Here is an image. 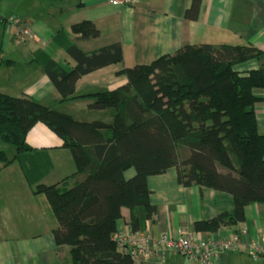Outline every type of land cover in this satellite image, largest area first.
I'll list each match as a JSON object with an SVG mask.
<instances>
[{"label":"trees","instance_id":"obj_1","mask_svg":"<svg viewBox=\"0 0 264 264\" xmlns=\"http://www.w3.org/2000/svg\"><path fill=\"white\" fill-rule=\"evenodd\" d=\"M199 5L191 0L184 17L196 19ZM70 30L79 39L99 34L89 20ZM66 53L76 62L69 70L52 60L41 65L61 101L74 98L81 75L122 59L118 45L85 54L71 43ZM253 58L262 60L258 69H234ZM120 72L127 81L118 89L85 95L93 98L91 110L114 111L110 123L78 121L30 97L0 92V141L13 146L19 158L32 150L25 137L41 122L63 139L82 175L69 188L37 184L33 189L48 201L57 221L54 243L69 248L71 264H133L117 249V220L127 208L132 231L141 230L156 212L147 177L171 167L182 186L232 195L233 208L194 222L196 231L242 223L247 205L264 203V136L257 130L259 98L252 92L264 88V51L249 44H190ZM0 162H9L2 150ZM128 167L135 173L125 179Z\"/></svg>","mask_w":264,"mask_h":264},{"label":"crops","instance_id":"obj_2","mask_svg":"<svg viewBox=\"0 0 264 264\" xmlns=\"http://www.w3.org/2000/svg\"><path fill=\"white\" fill-rule=\"evenodd\" d=\"M190 4L191 0H133L125 5H113L110 0H29L18 16L30 26L31 36L23 43L6 45L2 54L5 56H0V92L30 97L78 121L110 123L114 111L91 110L93 98L85 95L124 85L127 79L120 71L126 67L148 64L190 44H249L264 51V0H200L194 20L184 17ZM13 6L18 8L19 0ZM10 18L3 22L10 27L12 24L13 33ZM82 20L95 25L97 37L79 39L71 32V25ZM71 43L85 54L118 45L122 59L81 75L74 85V98L61 101L41 65L52 60L64 70L74 67L76 62L66 53ZM261 64V59L253 58L234 69L245 73ZM252 92L259 98L254 115L258 133L264 136V88H254ZM25 142L32 150L17 158L15 148L9 151L8 145L0 141V150L9 161L0 162V264H71L69 248L54 243L52 232L57 221L48 201L43 194H34L33 189L37 184L69 188L82 175L77 173L63 139L45 124L35 123ZM134 173L128 167L123 176L128 179ZM146 182L149 202L156 212L143 222L141 233L157 238L184 229L203 237H227L245 227L243 241L258 234L264 237V203L247 205L242 223L222 226L215 232L196 231L194 222L233 208L231 194L197 185L182 186L174 167L148 176ZM129 216V209L122 208L116 233H133ZM133 264L200 263L164 251ZM214 264H264V256L254 261L241 250L220 255Z\"/></svg>","mask_w":264,"mask_h":264},{"label":"built area","instance_id":"obj_3","mask_svg":"<svg viewBox=\"0 0 264 264\" xmlns=\"http://www.w3.org/2000/svg\"><path fill=\"white\" fill-rule=\"evenodd\" d=\"M113 5L130 4L133 0H110ZM15 25L14 42H25L31 36V28L18 18H10ZM246 228L240 227L227 237H203L199 233H190L179 229L175 235L160 234L152 238L139 231L132 234H114L117 249L131 257L133 261L147 259L164 251L177 253L189 261L200 264H214L220 255L243 250L252 260L256 261L264 256V237L260 234L243 241Z\"/></svg>","mask_w":264,"mask_h":264},{"label":"rangeland","instance_id":"obj_4","mask_svg":"<svg viewBox=\"0 0 264 264\" xmlns=\"http://www.w3.org/2000/svg\"><path fill=\"white\" fill-rule=\"evenodd\" d=\"M17 2V0H0V56L3 57L5 55H2L6 50V45H15L14 44V35L12 33V24L11 27L5 24V22L1 21L3 17H9L11 18H22L19 15L21 10H25V7H27L29 0H19L20 6L14 7L13 3ZM18 17H16V16ZM20 20V21H21ZM14 25V23H13ZM15 27V25H14ZM9 151H13L14 147L11 145H8Z\"/></svg>","mask_w":264,"mask_h":264}]
</instances>
